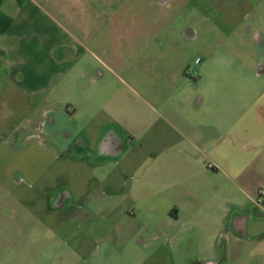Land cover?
I'll return each mask as SVG.
<instances>
[{"label": "rangeland", "instance_id": "obj_1", "mask_svg": "<svg viewBox=\"0 0 264 264\" xmlns=\"http://www.w3.org/2000/svg\"><path fill=\"white\" fill-rule=\"evenodd\" d=\"M38 1L53 26L35 46L63 42L67 62L35 95L0 67V264H264V208L248 198L264 191V0ZM44 115L86 133L79 159ZM207 164L228 179L191 176ZM174 208L194 212L173 222ZM236 214L244 238L226 228Z\"/></svg>", "mask_w": 264, "mask_h": 264}, {"label": "crops", "instance_id": "obj_2", "mask_svg": "<svg viewBox=\"0 0 264 264\" xmlns=\"http://www.w3.org/2000/svg\"><path fill=\"white\" fill-rule=\"evenodd\" d=\"M83 4L82 9L85 11L87 10V4L85 2H83ZM44 9L45 8L38 0H0V67L4 70V72L1 73V76L8 81L16 80L19 84L23 85L21 91L23 93H27L28 95L50 92L52 89L51 86L48 88L50 83H59V79L65 73L63 68L67 60L63 56L58 55L67 50L66 47L68 46L64 45L65 43L63 44V42L61 43L59 41L48 45V47L35 46L37 45L35 39L41 37L48 27L53 26L51 22L52 18L46 14ZM41 52H44L42 58V60L44 59L43 62L41 61ZM73 57L75 56L73 55ZM38 60L39 63H37ZM81 76L86 77V71L83 72ZM193 94L196 93H192V95ZM197 98H199L198 105L201 103V106L202 99H200L198 94ZM191 100L192 98L189 99V101ZM197 107V112L201 114L202 109L200 110L199 106H196V108ZM213 116H215V113ZM219 126L222 127V125ZM221 127L218 131L219 135L217 139L221 141L223 139L231 138L234 142V134L222 133ZM105 128L106 127H104L103 131H101V135L104 133ZM231 131L234 133L233 128ZM101 135L97 143L101 149L100 152L103 153V151H105V146L103 145V142H101ZM80 136L82 138L81 141L78 140L77 142L78 146L75 153L67 150L62 153L63 155L67 154L75 159L80 158L89 143L87 142L88 138L86 137V133L84 134L82 131L76 138ZM199 136L202 137L201 134H199ZM261 147L262 146H257V149ZM79 150L82 152L80 153ZM87 155V157H91L92 154L87 152ZM260 158L261 169H259L260 171L257 170L259 172L255 176L264 182V153L261 157L259 156V159ZM200 164L203 163L200 162ZM190 173H192L191 176L197 174L203 175L206 173L218 175L220 173L225 180L228 179L227 174L222 173L219 169H215L211 164H207L205 170L201 168L200 171L194 172L192 170ZM231 179L234 180V177ZM187 190L192 199L198 198L201 193L198 185H196V187H187ZM254 194L255 193L253 192V194L251 193V197H248L252 203L254 201V198H252ZM181 212H187L188 217L190 218L194 211L174 208L170 213L172 214L171 217L173 222L179 221L181 218ZM236 215L237 217L235 215L231 217L230 222H228L229 225L227 224L226 228L233 233L235 239L244 238L245 232L247 231L248 217L243 219L241 215ZM190 221L191 219L189 220V223ZM193 224L198 226L197 223ZM209 237L215 240L214 243H219L218 239H220V242L225 240L224 234H220L219 225H216V230L211 235L209 234Z\"/></svg>", "mask_w": 264, "mask_h": 264}, {"label": "flooded vegetation", "instance_id": "obj_3", "mask_svg": "<svg viewBox=\"0 0 264 264\" xmlns=\"http://www.w3.org/2000/svg\"><path fill=\"white\" fill-rule=\"evenodd\" d=\"M157 3H164L165 1H168V0H156ZM186 35L188 37H191L193 35V32L191 31V29H186L185 31ZM256 38H257V47H258V53H259V56H260V60L258 62V65H257V76L258 77H263L264 78V36L260 35V34H257L256 35ZM62 121V120H61ZM47 124V126H46ZM41 128H44V132L47 134L50 135L51 131H50V128H55V131H60V128L61 126L59 125H54V119H51L49 120L48 119V115H44V119H43V122L40 126ZM46 128V129H45ZM42 132V131H41ZM62 132L61 134V140L60 142H57V147L59 148V151L61 153H63L64 151H72L73 153H75V150H77V146H78V140L81 141V139L78 137L76 138L77 136H73L71 135L68 131L67 132H63V131H60ZM105 142V141H104ZM103 142V145L105 146V149L108 148L107 146V143ZM113 145V143H112ZM79 149V148H78ZM63 195H58L56 198H55V204L58 205V200L62 198ZM257 202H258V205L260 208H264V201H261L259 199H257ZM208 264H214V263H208Z\"/></svg>", "mask_w": 264, "mask_h": 264}, {"label": "built area", "instance_id": "obj_4", "mask_svg": "<svg viewBox=\"0 0 264 264\" xmlns=\"http://www.w3.org/2000/svg\"><path fill=\"white\" fill-rule=\"evenodd\" d=\"M257 199L264 201V191L259 190L257 194ZM257 199L254 200V203L258 205Z\"/></svg>", "mask_w": 264, "mask_h": 264}]
</instances>
